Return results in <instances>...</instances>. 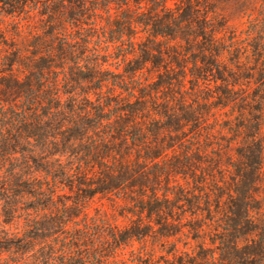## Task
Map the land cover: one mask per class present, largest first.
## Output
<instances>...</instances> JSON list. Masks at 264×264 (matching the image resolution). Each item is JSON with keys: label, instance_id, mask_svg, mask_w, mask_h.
I'll list each match as a JSON object with an SVG mask.
<instances>
[{"label": "clouds", "instance_id": "clouds-1", "mask_svg": "<svg viewBox=\"0 0 264 264\" xmlns=\"http://www.w3.org/2000/svg\"><path fill=\"white\" fill-rule=\"evenodd\" d=\"M0 264H264V0H0Z\"/></svg>", "mask_w": 264, "mask_h": 264}, {"label": "trees", "instance_id": "trees-1", "mask_svg": "<svg viewBox=\"0 0 264 264\" xmlns=\"http://www.w3.org/2000/svg\"><path fill=\"white\" fill-rule=\"evenodd\" d=\"M250 160H254V157H249ZM252 176L251 175H246L244 177V181H245V186H247V184H249L252 180Z\"/></svg>", "mask_w": 264, "mask_h": 264}]
</instances>
